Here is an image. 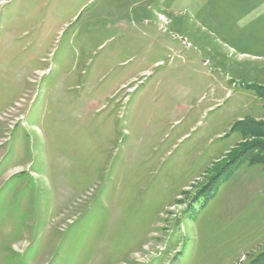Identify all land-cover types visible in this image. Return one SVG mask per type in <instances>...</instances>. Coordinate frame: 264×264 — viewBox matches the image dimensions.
I'll list each match as a JSON object with an SVG mask.
<instances>
[{
	"label": "rangeland",
	"instance_id": "rangeland-1",
	"mask_svg": "<svg viewBox=\"0 0 264 264\" xmlns=\"http://www.w3.org/2000/svg\"><path fill=\"white\" fill-rule=\"evenodd\" d=\"M0 264H264V0H0Z\"/></svg>",
	"mask_w": 264,
	"mask_h": 264
}]
</instances>
